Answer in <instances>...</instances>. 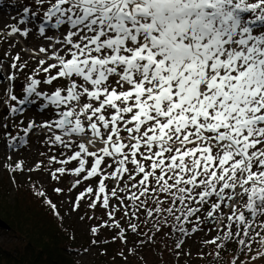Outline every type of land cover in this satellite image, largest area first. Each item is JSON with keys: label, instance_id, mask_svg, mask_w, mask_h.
Wrapping results in <instances>:
<instances>
[{"label": "snow or ice", "instance_id": "6c2138e0", "mask_svg": "<svg viewBox=\"0 0 264 264\" xmlns=\"http://www.w3.org/2000/svg\"><path fill=\"white\" fill-rule=\"evenodd\" d=\"M36 3L53 28L66 29L55 41L63 47L39 49L55 62L40 60L37 72L48 74L45 84H65L48 95L37 91L42 81L30 77L27 95L42 96L58 110V119L40 125L53 132L50 142L78 149L56 162L78 161L76 177L98 178V192L88 187L76 207L87 194L95 198L91 208L101 203L109 209L114 198L121 207L107 213L112 227L121 229L114 212L123 209L125 217L154 221L153 236L165 226L183 236L196 233L200 229L192 225L203 217L218 222L223 233L204 241L217 249L214 255L225 242L251 254L258 242L250 261H264V0ZM23 11L27 15L30 7ZM17 33L28 35L17 27L7 34ZM34 127L29 123L25 135ZM14 171H23L22 163ZM56 171L63 175L66 169ZM52 178L58 179L56 173ZM44 203L59 216L51 199ZM130 227L139 234L137 224Z\"/></svg>", "mask_w": 264, "mask_h": 264}, {"label": "rangeland", "instance_id": "374dc122", "mask_svg": "<svg viewBox=\"0 0 264 264\" xmlns=\"http://www.w3.org/2000/svg\"><path fill=\"white\" fill-rule=\"evenodd\" d=\"M26 6L30 7L27 15L23 11ZM44 11L45 8L39 7L36 0H0V72L3 75L2 81L0 80V111L2 110L0 113V181L4 185L3 191L8 200L7 204L12 206L16 202L18 181L22 185H28L30 182L38 184L43 192L54 198L59 216L63 217L66 225L73 227L78 242L83 245L79 252L73 253L74 258L81 264H98L101 258L116 264H219V261L220 264H230L234 259L237 264H251L250 257L243 260V256L232 248L233 244L230 243L231 247H229L227 242L225 243L233 249V252L228 251V254L223 256V260L222 255H219L220 259L216 258L214 253L217 249L211 244H205L204 241L223 233L219 231L218 222L214 221L212 225H207L208 222H205L203 217L199 225H192L200 230L196 233L189 231L181 248L177 249V231L165 226L161 232L153 236L155 229L152 223L145 222L144 215H140L139 219L125 217L122 214L123 209L120 212H114L115 220L119 221L124 231L125 239L122 240L121 229L112 227L115 221L107 215L109 211L121 207L114 198L110 197L109 209H104L101 203H98L96 208H91L89 205L95 198L87 194L84 200L79 201V207H76L77 197L85 193L88 187L98 192V178L85 180L84 173L76 177L73 172L75 167H78V161H69L67 164L56 162L68 160L75 151H78L75 148H66L58 143L50 142V138L54 140L53 132L40 127L42 124L58 119V110L51 104L50 109L32 110L29 103L19 105L8 98L11 92L25 95L26 88L30 84V77L41 80L42 83L37 91L48 95L65 84L63 80L54 81L52 85L45 84L43 81L48 74L42 71L37 72L40 68V60H47L48 64L55 62L48 59L45 53L39 52V49L45 48L49 50V53L55 52L63 47L55 41L63 40L66 33L63 26L60 29L53 28L44 17ZM21 19L25 23L21 24ZM11 27H17L21 32L27 31L28 35L24 36L20 33L8 35ZM41 27L44 28L43 34L40 32ZM17 55L20 57L19 61L14 60ZM13 63L18 65L17 69L10 67ZM54 73L55 70L52 74ZM9 76L15 77L13 82L8 79ZM10 107H22V111L11 113ZM29 123H34L35 127L27 135L25 133L18 135V128L21 125L26 127ZM53 131L55 134H61L58 129ZM21 140L25 141L23 145ZM9 143L13 146L8 147ZM53 157L55 160H52ZM16 163H22L23 171H14ZM59 168H65V174L58 173L56 170ZM111 170L105 169L106 172ZM52 173H56L58 179H53ZM78 179L80 183L76 184ZM105 183L109 189L116 187V183L112 181H105ZM57 188L63 191L56 192ZM130 223L138 225L139 234L132 232ZM105 224L107 227H102ZM93 227L98 228L96 234L90 231ZM150 236L153 238L149 239ZM257 243L253 245L252 255L257 252ZM0 244L8 250L17 251H22L24 245L17 235L1 229ZM219 251L221 253V250ZM260 264H264V261Z\"/></svg>", "mask_w": 264, "mask_h": 264}, {"label": "trees", "instance_id": "16d2710c", "mask_svg": "<svg viewBox=\"0 0 264 264\" xmlns=\"http://www.w3.org/2000/svg\"><path fill=\"white\" fill-rule=\"evenodd\" d=\"M11 94L16 95L18 100L27 97L29 101L27 103L30 104L32 110L51 108H49L50 104L48 101L42 96L34 94L28 97L27 93L18 95L14 92H11ZM24 128L25 126L22 125L18 128V135L24 133ZM1 182L0 217L8 223L11 228L10 232L17 235L24 245L22 251H17L8 250L0 244V264H81L73 256V253L79 252L83 246L78 242L77 234L73 231V227L66 225L63 222V217L54 215L53 211L44 203L45 199H51L55 204L54 198L47 194L45 197H40L37 193L43 190L40 189L38 184L30 182L28 185H22L18 181L17 184L15 183L18 186L16 202L10 206V204H7L8 200L3 191L4 185ZM144 220L146 223H152L153 226L154 221H147L146 217ZM184 227L189 228L190 225L185 224ZM177 233V242L186 238L178 231ZM228 244L231 247V244ZM232 244V248L243 256V260L252 255V253H243L235 243ZM229 247L226 244V247L221 250L222 260L224 259L223 256L228 254V251L233 252V249ZM216 258L220 259V256H216ZM101 259L98 264H116L114 262L111 263V260Z\"/></svg>", "mask_w": 264, "mask_h": 264}, {"label": "water", "instance_id": "95a60500", "mask_svg": "<svg viewBox=\"0 0 264 264\" xmlns=\"http://www.w3.org/2000/svg\"><path fill=\"white\" fill-rule=\"evenodd\" d=\"M2 79H3V75H2V73L0 72V80L2 81ZM214 223V221L213 222H211V223H207V225H212ZM0 229L1 230H5V231H10V226L5 222V221H3L1 218H0Z\"/></svg>", "mask_w": 264, "mask_h": 264}, {"label": "flooded vegetation", "instance_id": "af4514ba", "mask_svg": "<svg viewBox=\"0 0 264 264\" xmlns=\"http://www.w3.org/2000/svg\"><path fill=\"white\" fill-rule=\"evenodd\" d=\"M258 248H259V244L257 243V251H258Z\"/></svg>", "mask_w": 264, "mask_h": 264}]
</instances>
